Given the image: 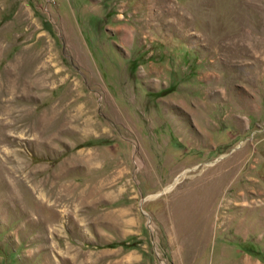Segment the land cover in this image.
<instances>
[{
    "label": "rangeland",
    "instance_id": "rangeland-1",
    "mask_svg": "<svg viewBox=\"0 0 264 264\" xmlns=\"http://www.w3.org/2000/svg\"><path fill=\"white\" fill-rule=\"evenodd\" d=\"M0 264H264V0H0Z\"/></svg>",
    "mask_w": 264,
    "mask_h": 264
},
{
    "label": "trees",
    "instance_id": "trees-1",
    "mask_svg": "<svg viewBox=\"0 0 264 264\" xmlns=\"http://www.w3.org/2000/svg\"><path fill=\"white\" fill-rule=\"evenodd\" d=\"M124 247H129L131 245H133V243H130V244H122Z\"/></svg>",
    "mask_w": 264,
    "mask_h": 264
}]
</instances>
